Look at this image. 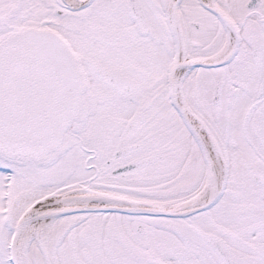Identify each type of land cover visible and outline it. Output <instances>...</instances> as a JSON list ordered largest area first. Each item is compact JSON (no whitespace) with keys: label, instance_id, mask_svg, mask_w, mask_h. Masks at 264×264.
<instances>
[{"label":"snow or ice","instance_id":"obj_1","mask_svg":"<svg viewBox=\"0 0 264 264\" xmlns=\"http://www.w3.org/2000/svg\"><path fill=\"white\" fill-rule=\"evenodd\" d=\"M0 264H264V0H0Z\"/></svg>","mask_w":264,"mask_h":264}]
</instances>
